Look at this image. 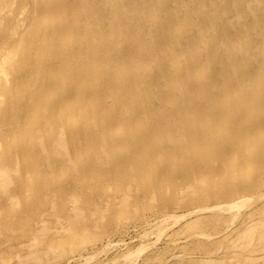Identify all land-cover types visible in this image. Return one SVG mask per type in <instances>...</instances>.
<instances>
[{
    "label": "rangeland",
    "instance_id": "rangeland-1",
    "mask_svg": "<svg viewBox=\"0 0 264 264\" xmlns=\"http://www.w3.org/2000/svg\"><path fill=\"white\" fill-rule=\"evenodd\" d=\"M51 2V9L47 10ZM76 2L84 4L86 0H0V49L11 58L3 56L6 61L0 57V126L6 132L0 137V166L12 177L9 187H0V264H39L37 257L43 251L70 245L76 246V256L93 254L110 239L120 238L127 244L135 243L131 250L143 246L146 249L126 260L120 255L129 248L123 250L124 242L119 241L116 249L123 251L110 250L103 258L99 255V264H114L117 260L116 264H264L263 201L208 203L210 208L237 207L221 213L210 209L196 214L202 202L193 197L194 192L217 181L216 165L221 159L228 162L232 172V164L236 167V151L222 155L214 145L221 136L233 138L237 125H247L240 109L233 105V93L228 92H245L244 98L252 99L249 103L255 106L264 92V67L259 64L264 57V17L254 11L257 0H173L169 3L174 18L167 21L164 32L154 35L155 47L131 25L116 30L113 36L105 27L96 28V34L90 33L88 20L71 13L79 5ZM177 2L184 4L176 6ZM198 5L201 10L196 12ZM220 10L225 13L222 20L230 26L232 37L219 44L218 50L200 54L207 65L205 83L188 80L187 84L192 90H201L192 93L196 99L204 100L205 115L203 125L189 108L187 118L195 123H189L187 128L194 131L205 127L207 138L214 137L207 141L210 160L198 168L175 152V145L182 142L175 136L181 137L177 135L184 130H176L175 120L167 116L173 102L165 103L169 92L163 82L157 84V92L167 106L162 109L161 120L147 121L135 105L128 108L132 110L129 119L122 114L127 109H119L120 99L115 102V96L132 91L120 84L116 71L127 63H142L152 71L166 66L167 55L194 48L200 40V22L205 15ZM74 21L75 27L71 25ZM57 26L63 29L55 34ZM242 26H246L247 44L237 45L235 36ZM183 34V42L177 43ZM91 35H96V39H90ZM125 38L130 43L119 45V40ZM78 40L82 41L80 45H72ZM258 40L263 53H250L248 44L254 45ZM163 43L169 44L168 48ZM50 49H60V59H47ZM242 65L251 67L252 73H241ZM58 66L65 70L58 90L69 102L76 97L70 79L78 70H90L89 75L94 78L86 92L90 112L84 117L37 93L38 89L57 92L55 81L46 74L55 76ZM221 71L228 73V79L219 76ZM165 72L170 73L169 68ZM207 80L215 82L217 89L210 90ZM12 88L17 92H11ZM102 90L108 92L104 100ZM97 100L102 101L101 106ZM60 110L66 111V118L57 116ZM110 110L112 115L125 116L127 142H113L122 141L117 135L112 136L110 144L101 141L103 130L97 128V121L101 113ZM210 112L213 114L208 116ZM73 116L79 119L71 124L69 119ZM150 125L155 129L151 140L139 141L137 154L132 158L129 143L140 135L139 129ZM213 125L218 129H212ZM59 136L60 142L70 145L79 140H91L92 145L83 156L66 162L65 150L56 149ZM10 151L15 155H10ZM255 151L236 174L225 176L232 184L225 185L224 190L246 181H256L264 189V164L259 166L254 161ZM47 161L51 163L48 166ZM136 163L143 164L138 180L142 189L121 185L111 178L112 172L127 177ZM170 163L176 164L174 169L166 167ZM186 168L201 171L199 186L193 184L194 176L181 179L180 169ZM146 186L154 190V196H143ZM221 191L215 189L216 193ZM185 214L190 216L179 221L178 217Z\"/></svg>",
    "mask_w": 264,
    "mask_h": 264
},
{
    "label": "bare ground",
    "instance_id": "bare-ground-1",
    "mask_svg": "<svg viewBox=\"0 0 264 264\" xmlns=\"http://www.w3.org/2000/svg\"><path fill=\"white\" fill-rule=\"evenodd\" d=\"M173 0H86L84 4L78 3L77 7H73L71 13L75 16H84L89 22V31L92 34L97 33L98 27H105L106 30L111 34V36L115 35V31L126 26L130 27L134 26L137 28L138 33L143 37L149 38L151 40V47H155L156 43L154 41V35L160 32H164L167 29V21L169 19L174 18V10L171 9L170 3ZM52 2L48 5L47 10L51 9ZM176 6L183 5V3H176ZM233 4V3H232ZM53 5V4H52ZM201 5H198L194 8V11L199 12ZM254 11H259L260 14H263L264 17V0H257L256 6L254 7ZM257 12V13H259ZM259 14V15H260ZM225 13L221 10L217 13L205 15L204 19L200 22L198 30L200 40L195 44L194 48L191 49L187 47V49H181L177 55H167V65L164 67H160L157 71H152L147 68L142 63H127L122 66V68H118L116 71V75L118 81L123 86L127 87L132 92H121L120 95L115 96L117 102V98L120 99V107L119 109H127L125 112L122 111V114L132 118V110L128 109L135 105L141 112V117H146L147 121L150 119L161 120L163 116L162 109L167 107L162 100V96L159 92H157V84L159 82H163L166 86L169 97L165 100H172L173 108L169 110L167 116H171V119L174 121V127L176 130H184L180 132L177 136L181 134V137H176L177 140H180L179 144L175 145V152L184 157L188 162H191V165H195L198 168L205 166L210 160L209 155V142L213 140V136L207 138L208 131L205 127H201L200 129H196L191 131L190 128H187L189 123H195L193 120H188L187 114L189 108L197 113V121L201 122L205 125L203 114V105L204 100L196 99L192 92H201V90H192L188 88V80L198 81L205 83L207 65L203 59L200 58V54L202 52H212L213 49L218 50L219 44L223 41L227 40L229 37H232L231 28L227 26V24L223 23V17ZM72 26L77 25V21L71 23ZM54 33L60 30L62 31L63 27H55ZM207 28H210L209 31H205ZM245 31L246 26H242L238 34L235 36L237 39L235 44H247L245 40ZM113 39L116 36L112 37ZM185 38V34L182 35V38L177 39V43H182ZM1 39V37H0ZM90 39H96V35H91ZM129 38L119 40V45L126 43L129 44ZM48 43V41L46 40ZM82 43L81 40L75 41L72 45H80ZM165 44L164 47L168 48L169 44ZM47 45V44H45ZM248 50L250 53L254 52L257 54H262V43L260 40L256 44H248ZM89 44V49H90ZM11 59L9 54H5L3 49H0V57L3 60ZM47 59H60V49L55 52L54 49H50L46 55ZM8 61V60H6ZM60 63V60H59ZM259 64L264 67V57L259 61ZM169 68V72H165V70ZM80 71V70H78ZM76 71L70 82H72L75 86L76 97L73 102H69L63 98L61 92L58 90L60 88V78L63 76L65 70L60 69V66L57 67V73L55 76H49L46 74V77L53 79L56 83L54 92L50 89H38L37 93H40L41 96L45 97V100L48 102H59L62 107H69L70 110H76L77 112H81L85 116L90 112L89 102L87 100L86 92L90 85L93 83V77L89 75V69H84L82 73ZM239 71L244 75H250L252 73V68L248 65L239 66ZM220 77L228 79V73L226 71H221L219 73ZM210 85V90H216L217 86L215 82L212 80H207ZM228 83L234 85L230 80ZM1 86V83H0ZM246 89H244L245 91ZM11 92H17L16 88H12ZM103 95L101 100H104L108 97V92L102 90ZM229 94L233 93L234 98L232 99L233 105L240 109L241 118L247 121V125L243 124L241 126L237 125L235 129V136L229 140H227L224 136L218 138L215 146L218 147L219 154L225 155L226 151L233 150L238 154L236 167L232 164V170L228 162L225 159H221L219 163L216 165L218 167V179L214 182L213 185L206 186L205 188L198 190L193 193V197L199 199V203L202 204L198 207L197 211L194 213L201 214L202 212L209 211L210 209H217L218 213L223 212L222 210H231L234 207H222L217 205L213 208L207 206L208 203L211 204H223L221 202H229L239 200L241 203L251 202V201H263L264 202V189L259 188V184L256 181H246L244 183H237L235 186L231 185L229 191L224 190L223 188L228 183L232 184V181L225 180V176L228 174H236L240 168L244 165L248 164L253 151H255L254 161L258 163L259 166L264 164V92H261L260 101L257 106L251 105L249 102H253L252 99H245V92H240L238 95L237 92H228ZM257 92H253V95ZM97 100V105L101 106L102 101ZM240 102V104L237 103ZM212 100L207 104L208 107H211ZM113 103V102H112ZM3 104L0 105V108ZM93 107H96L93 106ZM110 111H106L101 113L100 119L97 121V128L103 130V134L101 136V141L110 144L111 138L113 135L119 136V139L122 140L117 141L114 140L115 143H124L128 141V132L125 133L123 124L126 121L125 116L120 113L117 115H112ZM213 113L210 112L208 116H211ZM60 118H66L67 113L65 110H60V113L57 114ZM79 118L77 116H73L69 119L71 124L77 123ZM114 120V121H113ZM117 124V125H116ZM139 127V126H138ZM212 129L217 130L218 127L213 125ZM219 131V130H218ZM155 129L147 126L145 128L139 129L140 135L137 138H134L129 143V152L132 158L137 154L136 145L139 141L143 140H151L152 135L154 134ZM168 137H170V133H167ZM6 136L5 128L0 126V137ZM57 150L64 149L67 153L66 162L72 161L77 156H83V154L90 149L92 142L79 140L74 143L67 144V141L60 142V136L57 139ZM48 148V146H47ZM10 155L14 156L15 153L10 151L8 152ZM115 154V151L111 152ZM167 158V157H165ZM249 160V161H248ZM50 161L46 162V166L50 165ZM115 166V164L113 165ZM143 164H135L134 169L127 177H123L118 173L112 172L111 178L114 181L119 182V184H129L136 185L139 187L138 180L140 178L139 173L142 172L140 168ZM176 166L175 163H170L166 167L174 169ZM190 166V165H189ZM181 179L187 180L188 178H192L194 176L193 184L199 186L201 182V177L198 175L201 173L193 172L190 169H180ZM12 183V177L7 173L6 169L0 166V187H9ZM192 186V183L190 184ZM123 187V186H122ZM126 187H123L125 189ZM130 188V187H129ZM219 188L222 191L220 193H216L215 189ZM144 191V197L154 196L155 192L153 189H150V186H146ZM153 199V197L151 198ZM220 216V214H218ZM189 214L181 215L178 217L179 221H185ZM250 216V215H249ZM129 233V232H128ZM127 233V234H128ZM163 231L159 230V236H161ZM110 243L103 244L98 251L93 252V254L89 252H84L76 256V246L70 245L69 247L57 248L53 251H43L38 257L39 264H62L65 260V264H99L97 258L99 255H102L101 258L108 255L110 250H114L117 253L123 250H128L123 252L121 256L126 258V260L133 259L139 256L145 248L139 247L136 250H131L133 245L135 244H127L122 238L119 240L110 239ZM119 241H123L125 248L122 250L121 248L116 249L119 245ZM116 243V244H115ZM123 245V246H124ZM132 247V248H130ZM130 250V251H129ZM75 254V256H73ZM113 254L110 253L109 255ZM264 254H261V256ZM73 256V257H72ZM257 258L260 256H256ZM96 258V259H95ZM118 262L115 261L114 264ZM63 263V264H64ZM128 262L126 264H137ZM108 264V263H106Z\"/></svg>",
    "mask_w": 264,
    "mask_h": 264
}]
</instances>
